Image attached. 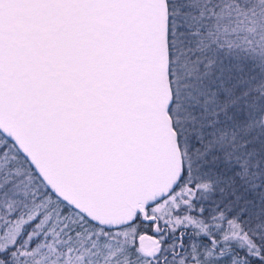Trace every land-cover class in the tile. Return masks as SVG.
Listing matches in <instances>:
<instances>
[{
	"label": "snow or ice",
	"instance_id": "snow-or-ice-1",
	"mask_svg": "<svg viewBox=\"0 0 264 264\" xmlns=\"http://www.w3.org/2000/svg\"><path fill=\"white\" fill-rule=\"evenodd\" d=\"M0 264H264V0H0Z\"/></svg>",
	"mask_w": 264,
	"mask_h": 264
}]
</instances>
